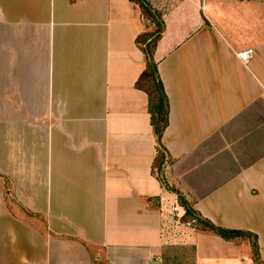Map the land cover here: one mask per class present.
<instances>
[{
    "label": "crops",
    "instance_id": "crops-1",
    "mask_svg": "<svg viewBox=\"0 0 264 264\" xmlns=\"http://www.w3.org/2000/svg\"><path fill=\"white\" fill-rule=\"evenodd\" d=\"M147 1L161 174L140 4L0 0V264H257L199 216L264 260V0Z\"/></svg>",
    "mask_w": 264,
    "mask_h": 264
},
{
    "label": "trees",
    "instance_id": "trees-1",
    "mask_svg": "<svg viewBox=\"0 0 264 264\" xmlns=\"http://www.w3.org/2000/svg\"><path fill=\"white\" fill-rule=\"evenodd\" d=\"M138 2L142 8L143 15L155 23V30H147L141 33L137 41L140 43L143 51L146 54V68L136 82L139 89L144 90L149 96V112L151 114V123L154 127L158 142V153L154 161V171L161 174L167 158L169 157L167 148L164 144V131L169 123V101L164 89V84L158 70V64L154 59V53L159 39L164 30V19L162 13L153 8L147 0H133ZM183 203L187 209L186 214L192 217L194 210L184 200ZM197 221L204 229L212 230L227 240H233L238 237H251L252 240V257L257 264H264V260L260 256L257 236L247 231L239 229H229L218 226L210 220L199 216Z\"/></svg>",
    "mask_w": 264,
    "mask_h": 264
},
{
    "label": "built area",
    "instance_id": "built-area-1",
    "mask_svg": "<svg viewBox=\"0 0 264 264\" xmlns=\"http://www.w3.org/2000/svg\"><path fill=\"white\" fill-rule=\"evenodd\" d=\"M253 52H254L253 48H248L246 50L239 52L238 55L242 60L247 61L252 56Z\"/></svg>",
    "mask_w": 264,
    "mask_h": 264
},
{
    "label": "rangeland",
    "instance_id": "rangeland-1",
    "mask_svg": "<svg viewBox=\"0 0 264 264\" xmlns=\"http://www.w3.org/2000/svg\"><path fill=\"white\" fill-rule=\"evenodd\" d=\"M177 0H162L161 5L164 6V9H166L167 7H170L171 5H173ZM159 11V10H158ZM161 12V11H160ZM162 13V12H161ZM151 23V21H150ZM153 23V22H152ZM151 23V24H152ZM156 29V25L155 23L152 24V29L151 30H155Z\"/></svg>",
    "mask_w": 264,
    "mask_h": 264
},
{
    "label": "water",
    "instance_id": "water-1",
    "mask_svg": "<svg viewBox=\"0 0 264 264\" xmlns=\"http://www.w3.org/2000/svg\"><path fill=\"white\" fill-rule=\"evenodd\" d=\"M155 264H158L157 262Z\"/></svg>",
    "mask_w": 264,
    "mask_h": 264
}]
</instances>
